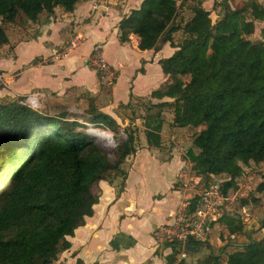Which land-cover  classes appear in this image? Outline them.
Here are the masks:
<instances>
[{"label":"trees","instance_id":"trees-1","mask_svg":"<svg viewBox=\"0 0 264 264\" xmlns=\"http://www.w3.org/2000/svg\"><path fill=\"white\" fill-rule=\"evenodd\" d=\"M81 1L0 0V46L10 42L7 25L16 9L26 17L19 23L28 25L57 7L74 11ZM204 1L143 0L121 20L119 39L125 43L137 35L141 50H159L166 43L177 49L160 60L168 79L151 94L160 101L151 102L155 111L145 116L147 143L163 148V110L171 109L173 126L193 131L188 151L193 173L208 180L226 176L222 191L229 195L239 188L245 167L264 161V0H241L240 7L234 6L237 0L215 1L222 16L216 23ZM184 9L192 12L190 19L181 17ZM256 22L263 23L261 39L252 38ZM180 31L183 37L175 41ZM184 76H190L188 82ZM79 117L118 138L121 125L94 100L81 116L0 103V264H54L71 247L68 236L94 214L99 182L120 177L124 189L123 165L138 150V128H124L126 137L118 139L112 160L95 136L80 129ZM255 192L264 193V175ZM260 199L251 194L241 206ZM218 220L227 225L229 238L244 232L239 214ZM222 240L218 252L195 264H264V236L238 244ZM171 247L168 264H189L178 259L181 244Z\"/></svg>","mask_w":264,"mask_h":264},{"label":"crops","instance_id":"crops-1","mask_svg":"<svg viewBox=\"0 0 264 264\" xmlns=\"http://www.w3.org/2000/svg\"><path fill=\"white\" fill-rule=\"evenodd\" d=\"M215 1L220 0H205L203 6L210 10L209 6L213 8ZM142 2L82 0L74 11L57 7L54 14L44 16L36 24V33L15 44L13 55L0 57V61L13 58L16 63L8 72L0 67L10 88L6 91L12 94V89L22 99L40 92L37 108L42 107L47 95L53 96L69 105L66 110L73 114H76L74 105L85 106L87 110L94 100L100 111L120 125L127 124L128 116L120 107L133 103L134 98H152V92L168 79L160 60L177 50L169 43L159 50H141L137 47V35H132L128 42L120 41L121 20ZM100 25L104 26V31L99 30L103 37L88 39L86 47L80 49L87 32L96 33ZM76 36H82L78 46L60 56L61 50ZM94 47L102 49L104 58L115 69L113 82L102 79L90 66L88 60ZM20 76H24L23 84L18 79ZM3 91L1 89L0 93L4 94ZM165 130L164 125L162 137ZM171 134L172 148L169 144L168 148H154L140 141L137 152L126 160L130 167L123 165L128 175L122 191L120 177L99 182L100 197L94 214L86 217L85 224L77 227L74 235L68 236L71 247L63 251L54 264H168L169 253L156 245L153 232L158 226L172 222L175 211L190 196L187 182L199 176L196 174L193 178L192 164L187 163L184 149L175 144L176 130H171Z\"/></svg>","mask_w":264,"mask_h":264},{"label":"rangeland","instance_id":"rangeland-1","mask_svg":"<svg viewBox=\"0 0 264 264\" xmlns=\"http://www.w3.org/2000/svg\"><path fill=\"white\" fill-rule=\"evenodd\" d=\"M242 4H243V1L237 0L236 3H234V6L240 7ZM209 9L211 11V15H212L214 23H216L222 16L218 14V8L216 9L211 8V5H210ZM191 15H192V12L187 9H184L181 12V17H183L186 20L190 19ZM13 18H14L13 19L14 22L7 25L8 34L11 39V42L9 45L5 47L4 45L0 46V57L2 56L8 57L9 55H13L15 44L18 41L22 40V38L24 37H30V35L37 32L36 30L37 23H29L28 25H22L19 23L22 19L26 18L24 13H22V11L16 9L14 12ZM100 26L102 27L97 29V32L94 34H91V31L87 32V38L83 40L81 46L79 47L80 49L82 47H86L88 39L95 40V39H99L103 37V33L100 35L99 30L104 31V26L103 25H100ZM262 27H263V23L256 22V30L252 38L254 39L262 38V35H261ZM182 37L183 35L181 31L176 33L175 41H181ZM68 39H70V37H68ZM70 44L71 42L68 45H66L67 48L70 46ZM111 44H112V39L109 40L108 46L110 47ZM67 48L62 49L61 52L63 53L64 51L67 50ZM12 59L13 58H8V59H4L3 61H0V67L2 69H5V71L7 72L11 71L14 64H16ZM130 70L131 68H127V71H130ZM3 74H4L3 72H0V90L1 89L4 90L3 92L5 93L4 94L0 93V103L1 102L21 103L20 100L22 98L19 97V95L15 94V92L12 89L10 92L12 94H9V92L6 91V90L10 91V88L7 87V81H6L7 78H5ZM23 78L24 76H20L18 78L21 84H23ZM189 79H190V76H184V80L186 82H188ZM123 87H124V84H123ZM123 87H122L123 93H125L124 92L125 90ZM13 94H15V96ZM23 100L24 99H22V101ZM151 102L157 103L158 101L150 97L134 98L131 107H126V106L120 107V110H123V113L128 116L129 121H127V124H125L126 122H124L123 125H121V129L119 131V134L117 135L118 136L117 139H115V137L113 136L114 135L113 132H111L112 133L111 135H105L106 137H101V136H104V134H100V135L98 133L96 134L98 135V136H95L97 141L108 151L109 156L112 160L115 159L114 152H115L116 145L118 143V139L121 140L126 137L125 136L126 134L123 130L126 126L130 124L133 125L134 128L135 127L138 128V132L136 134L139 136L138 145L140 146V141H141V144L142 142L147 144V138L145 135L146 127L144 124H145V116L155 111L154 109L151 110L149 106L151 105ZM63 103L64 101H58L55 98H53V96L50 97V95H47V97L43 101L42 107H40L39 109L44 112H48L50 114H56L60 112L61 110H66V108L68 109L69 105H64ZM83 110H86L85 106H81L78 104L73 106V112H75L76 114H79V116L84 114ZM163 116L165 119L164 125L166 126V130L163 132L165 136L163 135L162 137L164 139L163 140L164 146L168 148V146L170 145V147L172 148V145L174 144H172V141H170L172 140L171 130H173V132L174 130H176L177 137L174 139V141L176 140L175 144L177 143L178 146L184 149V156L188 158V151L191 150V148L193 149V143H192L193 131L192 130L189 131L184 128L180 129V128H176L175 126H173L171 122L173 121V113L171 109H168V108L164 109ZM78 120L79 122L83 124L80 129L84 130L87 133L91 134L92 129H93V132H95L94 129L103 130L102 128H98L95 125L90 126L89 124L91 123L82 119L81 117ZM107 131H110V130H107ZM164 146L163 148H165ZM194 151L198 152L199 149L194 148ZM188 160H187V163L192 164L190 161L188 162ZM125 166L128 169L130 167V164L125 162ZM192 175H193V178L197 176L194 173ZM263 175H264V161L261 163L254 162V163H251L250 166L245 167V176L239 179V188L235 191H232L230 189L229 190L230 194L228 195L227 200H225V203L220 208H217L220 211V215H217L216 220L214 222H211L209 231H207L203 235V237H205L206 239L204 241L208 242L211 245V247L213 248V252H218L220 247L224 244L222 240V236H224L225 241L226 240L232 241L235 244L247 242L250 240V238L256 240L264 236V227L261 225V220L264 218V193L255 192L256 184L260 180H262ZM195 178H196L195 179L196 181L190 180L187 182L188 185L186 186V188H189L188 192L190 194V197L191 195H195L197 191H201L203 188H207L211 190L214 188H219L221 192L223 193L222 185L226 180V176L213 177L212 180H208L203 176H197ZM183 186L185 185L183 184ZM3 188H4V183H0V191H2ZM251 194H255L259 196L261 198L260 201L255 204H250L248 206L242 207L241 199L243 197H249L251 196ZM225 213H230L232 215H235V214L240 215L242 221L245 223L243 233L234 235L231 238H229L228 236L229 230L227 228V225L220 223L218 220ZM180 249L181 250H180V254L178 255V259L186 258L189 264H195L199 257H205L212 253L208 245H206L202 251L197 252V254H189L187 256L185 255V253L183 252L184 250L181 247ZM164 251L170 254L171 252H173V248H167V250H164Z\"/></svg>","mask_w":264,"mask_h":264},{"label":"built area","instance_id":"built-area-1","mask_svg":"<svg viewBox=\"0 0 264 264\" xmlns=\"http://www.w3.org/2000/svg\"><path fill=\"white\" fill-rule=\"evenodd\" d=\"M82 36H76L71 41L70 46L63 53L60 52V56L67 54L69 49H73L78 46ZM89 64L96 69L103 79H107L110 82L116 79V71L113 66L104 58L102 49L100 47H94V50L89 56ZM40 92H33L29 94L21 104L29 105L37 108L40 105L39 97ZM90 126L93 124H89ZM93 129L91 134L93 135ZM199 192V193H197ZM195 195H191L187 200L178 207L175 211L172 222L162 224L158 226L153 236L156 245L162 249L172 248L174 244L183 245L185 242L193 244L194 241L206 240L203 235L209 231L211 222H214L217 215H220V208L227 200L228 195L221 192L219 188L207 189L203 188L201 191H197ZM195 205V209L192 210L191 206ZM195 245V244H194Z\"/></svg>","mask_w":264,"mask_h":264},{"label":"water","instance_id":"water-1","mask_svg":"<svg viewBox=\"0 0 264 264\" xmlns=\"http://www.w3.org/2000/svg\"><path fill=\"white\" fill-rule=\"evenodd\" d=\"M93 136H95V134L93 133ZM208 245L211 249V252H213V248L211 247V245L206 242V241H201L198 244L194 245L191 244L190 242H185L183 245V252L185 253V255H189V254H197V252H200L203 250V248Z\"/></svg>","mask_w":264,"mask_h":264},{"label":"bare ground","instance_id":"bare-ground-1","mask_svg":"<svg viewBox=\"0 0 264 264\" xmlns=\"http://www.w3.org/2000/svg\"><path fill=\"white\" fill-rule=\"evenodd\" d=\"M95 130V132H93L94 134H95V136H98V135H96L97 133L100 135V134H104V136H101V137H106L105 135H111L112 133H111V131H107V130H100V129H94Z\"/></svg>","mask_w":264,"mask_h":264}]
</instances>
